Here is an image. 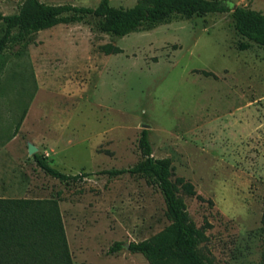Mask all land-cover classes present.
<instances>
[{
	"label": "rangeland",
	"instance_id": "obj_1",
	"mask_svg": "<svg viewBox=\"0 0 264 264\" xmlns=\"http://www.w3.org/2000/svg\"><path fill=\"white\" fill-rule=\"evenodd\" d=\"M227 1L264 13V0ZM23 2L0 0V11L17 13ZM99 19L38 31L0 55V140L27 109L18 138L0 149V195L59 196L74 264H150L129 243L171 222L160 188L143 175L102 172L138 163L148 129L155 157H170L174 179L195 185L197 195L179 194L206 233L202 254L214 264H262L264 47L238 48L232 10L122 37L101 31ZM4 30L0 21V37ZM106 44L121 52L107 54ZM30 143L61 171L91 174L52 177ZM117 242L124 248L111 251Z\"/></svg>",
	"mask_w": 264,
	"mask_h": 264
},
{
	"label": "trees",
	"instance_id": "obj_2",
	"mask_svg": "<svg viewBox=\"0 0 264 264\" xmlns=\"http://www.w3.org/2000/svg\"><path fill=\"white\" fill-rule=\"evenodd\" d=\"M231 10L234 27L244 38L239 41L238 48L245 50L254 43L264 47V13L244 6L234 8L227 0H138L131 7H116L110 0H101L95 7L24 0L17 13L0 11V21L5 25L0 37V55L12 45H28L33 33L61 23L83 22L91 15L100 18L98 27L101 31L122 37L174 20ZM103 48L107 54L121 52L112 44ZM205 74L211 73L205 71ZM26 113L27 109L21 115L15 132ZM139 146L142 159L138 163L102 172L110 176L125 173L146 176L160 188L171 222L150 238L130 242L129 249L144 254L150 264H214L200 251L201 243L207 239L206 233L196 225L179 194L183 189L190 195H197L194 183L184 177L174 179L170 157H155L148 129H143ZM34 157L47 174L66 183L83 180L91 174L86 171L66 173L53 166L45 155L35 153ZM261 238L264 246V211ZM122 248L124 243L117 242L111 251ZM0 264H74L59 196L0 197Z\"/></svg>",
	"mask_w": 264,
	"mask_h": 264
},
{
	"label": "crops",
	"instance_id": "obj_3",
	"mask_svg": "<svg viewBox=\"0 0 264 264\" xmlns=\"http://www.w3.org/2000/svg\"><path fill=\"white\" fill-rule=\"evenodd\" d=\"M16 127H17V125L15 126L14 131L12 132V134L8 135L6 139L0 140V145H2L0 149H6L7 148L6 146L11 144L12 142H14L18 138V136L20 135L19 130L22 128V124H21V126H20V128H19V130L17 132H15L16 131ZM0 197H12V196L0 195Z\"/></svg>",
	"mask_w": 264,
	"mask_h": 264
},
{
	"label": "water",
	"instance_id": "obj_4",
	"mask_svg": "<svg viewBox=\"0 0 264 264\" xmlns=\"http://www.w3.org/2000/svg\"><path fill=\"white\" fill-rule=\"evenodd\" d=\"M236 7H237V5H235L234 8H236ZM144 127L149 128V127H151V126H150L149 124H144ZM37 151H38L37 146L34 145L33 143H30V144H29V152H30L31 154H35V153H37ZM127 246H128V245H127Z\"/></svg>",
	"mask_w": 264,
	"mask_h": 264
}]
</instances>
